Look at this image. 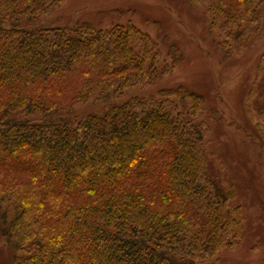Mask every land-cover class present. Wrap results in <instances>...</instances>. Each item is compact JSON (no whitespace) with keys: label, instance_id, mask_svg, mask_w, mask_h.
Masks as SVG:
<instances>
[{"label":"trees","instance_id":"trees-1","mask_svg":"<svg viewBox=\"0 0 264 264\" xmlns=\"http://www.w3.org/2000/svg\"><path fill=\"white\" fill-rule=\"evenodd\" d=\"M64 2L0 0V235L10 264H199L234 246L242 213L207 174L202 97L162 89L77 120L78 105L153 83L161 51L132 25L21 26ZM186 2L207 6L227 54L253 36L264 6ZM170 56L163 73L182 60L175 48Z\"/></svg>","mask_w":264,"mask_h":264},{"label":"rangeland","instance_id":"rangeland-1","mask_svg":"<svg viewBox=\"0 0 264 264\" xmlns=\"http://www.w3.org/2000/svg\"><path fill=\"white\" fill-rule=\"evenodd\" d=\"M260 24L246 41L231 42L210 31L204 3L186 0H65L62 6L29 28L64 27L84 22L96 29L132 25L149 35L161 51L157 79L125 90L104 102L76 106L77 120L101 114L131 98L155 96L162 89L183 86L203 99L207 174L241 209L243 235L234 246L199 264H264V6ZM256 34V36H254ZM181 62L170 70L171 49ZM12 251L0 235V264H10Z\"/></svg>","mask_w":264,"mask_h":264}]
</instances>
